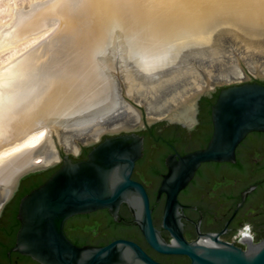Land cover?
<instances>
[{
  "label": "water",
  "instance_id": "1",
  "mask_svg": "<svg viewBox=\"0 0 264 264\" xmlns=\"http://www.w3.org/2000/svg\"><path fill=\"white\" fill-rule=\"evenodd\" d=\"M198 44H204V40L188 38L184 42L175 43L163 59L155 65L151 73L174 62L181 48ZM216 53L214 50L207 53L203 50L199 52L211 57V60ZM120 58L122 62L132 59L135 71L146 80L152 77L153 74L149 75L143 69L136 53L129 52ZM224 72L221 78L237 76L235 69ZM179 75L185 78L190 76V71L186 69L161 79L162 85L155 91L135 92L142 95L150 94L156 101L159 97H156L157 94L165 84L171 83L172 90L176 89L174 83ZM215 87L216 83L209 78L201 84H196L195 79L190 81L187 89L193 88L189 94L193 106L191 122L170 118L167 115L173 101L187 90L182 88L167 98L165 96L159 98L160 101L157 100L155 104L149 102V105L145 107L148 116L144 119L141 112L137 111L138 122L129 127V130L141 128L158 120L177 122L182 126L191 125L195 121L197 100L202 95L210 94ZM116 99H118L117 96ZM109 112L95 113L85 121L78 119L77 115L59 118L54 122V129L51 130L68 125L83 126L87 122L102 118ZM210 118L212 131L204 147L183 155L174 154L168 159V172L162 179L159 189L167 193L162 216L164 228H169L167 221L173 220L176 216L177 192L186 185L201 163L233 162L235 148L247 133L264 132V85L253 80L224 84L210 106ZM170 125V123L162 125V131H168L171 128ZM104 136L106 137L102 139ZM253 136L251 133L248 134L242 145L251 143ZM88 138L90 134L87 138L85 137L87 144L83 146H93L87 152L85 159L73 161L69 152L64 151L61 156L59 152H56L55 159H60L58 162L37 163L16 171L8 183L0 182L1 211L9 204L19 188H28L33 181L41 179L46 172L60 164L44 181L31 188L19 199L17 206L19 227L14 244L6 252L7 255L11 251L18 252L29 256L38 264H161L152 259L139 244L129 239L118 238L98 246L77 245L64 234L63 223L68 217L101 208H107L115 217L120 203L124 202L133 210L134 219L146 242L156 251L186 254L191 259L190 264H264V239L249 243L245 249H242L211 235L214 244L203 245L197 241L191 243L184 241L179 232L172 229L175 243L166 242L152 224L151 208L144 187L130 178L134 162L141 155L142 136L124 131L103 134L95 142H93L94 139ZM76 149L77 146H75ZM81 155V151L79 154H71L73 158H79ZM205 164L211 163L202 165ZM22 178L27 179L21 183ZM244 197L245 192H242L238 205L242 203ZM18 198L19 196L16 195L15 202ZM97 229H100V226H97Z\"/></svg>",
  "mask_w": 264,
  "mask_h": 264
},
{
  "label": "bare ground",
  "instance_id": "2",
  "mask_svg": "<svg viewBox=\"0 0 264 264\" xmlns=\"http://www.w3.org/2000/svg\"><path fill=\"white\" fill-rule=\"evenodd\" d=\"M219 11L237 16L246 26H264V0H34L27 9L10 8L7 20L0 21V182L8 183L20 169L55 159L52 153L35 155V149L62 118L53 117L57 113L80 119L86 115L79 112L91 105L100 112L113 109L117 102L113 80H103L97 70L101 66L110 72L112 65L94 60L109 19L121 23L142 65L151 69L177 39L191 36L188 32L206 13ZM181 32L184 36L174 39ZM111 52L119 57L129 53L125 48ZM125 81L127 94L139 91L137 85ZM161 85L144 91H155ZM169 109L170 118L192 121L189 94H181ZM135 110L130 107L125 120L107 129L137 124ZM98 124L92 126L88 139L104 129Z\"/></svg>",
  "mask_w": 264,
  "mask_h": 264
},
{
  "label": "flooded vegetation",
  "instance_id": "3",
  "mask_svg": "<svg viewBox=\"0 0 264 264\" xmlns=\"http://www.w3.org/2000/svg\"><path fill=\"white\" fill-rule=\"evenodd\" d=\"M216 89L199 97L195 121L191 125L182 126L177 122L158 120L127 131L142 136L141 155L134 162L130 178L144 187L151 208L152 224L166 242L175 243L171 233L175 229L188 243L197 241L212 245L214 240L211 235H215L222 242L245 249L247 244L264 239V132L247 133L246 136L253 134V139L243 146L245 136L237 144L233 162L201 163L176 194L177 213L173 220L167 221L169 228L162 225L167 193L159 189L168 172V159L171 155H183L205 146L212 131L210 106L215 99L207 103L202 97H211ZM169 123L171 128L162 131L161 126ZM152 125L156 126L152 128ZM92 146L88 149L83 146L79 158H73L70 154L71 160L85 159ZM204 163L211 164L202 165ZM242 192H245V197L238 205ZM21 196L16 202L12 198L10 206L0 211V264H38L29 256L14 251L3 256V250L6 248L7 252L15 241L19 227L17 206ZM63 231L77 245L98 246L124 238L139 244L152 259L161 264L191 262L186 254L162 253L153 249L139 229L133 210L124 202L120 203L115 217L107 208L72 215L64 221Z\"/></svg>",
  "mask_w": 264,
  "mask_h": 264
},
{
  "label": "rangeland",
  "instance_id": "4",
  "mask_svg": "<svg viewBox=\"0 0 264 264\" xmlns=\"http://www.w3.org/2000/svg\"><path fill=\"white\" fill-rule=\"evenodd\" d=\"M31 1L34 0H0V21L4 22L7 20L8 15L6 14L10 8L19 6V8L25 7V9H27ZM234 17L237 16L220 11L215 13L211 12L209 14L206 13L205 18L201 19L199 24L193 27V32H188L191 33V36L177 39L181 35L184 36L185 32H181L174 38L177 39L175 43L184 42L188 38H195L198 40L203 39L204 44L190 45L181 48L176 54L177 56L175 57L174 62L164 65V67L155 70L154 73H151L154 70L153 68L150 69L147 65H142L139 57V61L146 73L149 75L153 74L150 80H146L135 71L132 65V59L122 62L117 54H112L111 49L114 50L115 48L118 50L125 48L129 52H137L133 48V40L131 36L124 33L121 23L116 18L109 19L102 29L101 36H103V38L94 50V60L95 63L104 62L112 65L110 72L103 70L101 66L98 67L97 70L103 80L106 81L108 78L113 80L114 90L116 88L115 93L119 98L117 99L118 102H116L113 109L110 112L108 111L109 113L102 118L87 122L83 126L68 125L66 127H57V130H48L46 139L35 149V155L52 153L55 156V153L59 152V155L61 156L64 151H67L70 154H79L82 146L87 144L85 136L87 138L93 127L97 126L98 123V125L104 127V129L99 133L98 137L94 138L93 142L98 141L103 134H116L119 132L130 131L129 128H119L116 130L107 128L125 120L124 116L127 117L125 114H128L130 107L134 110L136 109L135 111H140L142 118L144 119L148 116L145 107L149 105V102L155 104L159 98L163 96L167 98L176 92L177 89H187L190 85V81L194 80V78L196 84L203 83L206 78H209L213 82L216 79L215 88L234 82L240 83L244 81L264 79V71H261L264 70V26L258 25L257 27H249ZM194 32L196 35H192ZM200 50H203V52L206 53L214 50L217 53L214 54V58L211 60V57L205 54H199ZM23 51L24 48L22 46L19 52L21 53ZM2 56H5L3 52ZM191 62L192 65H190ZM187 68H189V71L191 70L190 76L184 78V76L179 75L178 80L174 83V86H176L175 90H172L173 87L170 85L171 83L165 84L157 94L156 97H159L156 101L155 97L150 96V94L142 95L141 93L133 91L131 93L132 95H130L125 92V79H128L132 84L137 85L136 87L138 90H146L147 87L151 88L162 83L161 79L186 71ZM233 69L236 70L237 76H228L227 79L221 78L225 73V70L232 71ZM257 70H260V72H257ZM192 91L193 88L187 89L182 94L188 95ZM124 104H126L125 107ZM127 105L129 106L127 107ZM79 113H85L86 117L80 118V120L85 121L94 116L95 113L101 114L104 112H100L98 108L91 105L87 110H83V112ZM73 115L74 114L71 115L70 113H64L62 111L53 117L70 118ZM47 139L50 141L47 142ZM75 146H77V151H75ZM49 147H51V149L53 148L51 152ZM59 160V158H56L49 164L58 162Z\"/></svg>",
  "mask_w": 264,
  "mask_h": 264
},
{
  "label": "trees",
  "instance_id": "5",
  "mask_svg": "<svg viewBox=\"0 0 264 264\" xmlns=\"http://www.w3.org/2000/svg\"><path fill=\"white\" fill-rule=\"evenodd\" d=\"M254 81H256V82H259V83H261V84H263L264 85V80H254ZM223 86H221V87H218L216 90H215V92L213 93V95L211 96V97H206V96H203L202 97V100H205L207 103H209V102H212L215 98H216V95H217V93H218V91L222 88ZM156 125H152L151 127L153 128V127H155ZM151 127H150V129H151ZM105 137V136H104ZM89 147H85V149H88ZM71 157V156H70ZM60 165V164H59ZM59 165H57L56 167H54L52 170H50L49 172H46L45 173V175H43V177L41 178V179H39V180H35V181H33L31 184H30V186L28 187V188H26V189H18L17 191H16V193L14 194V197H13V199L16 197V195L17 196H21L22 194H25L26 192H28L31 188H33V187H35V186H37L38 184H40L42 181H44L55 169H57L58 168V166ZM27 178H22V181H21V183L24 181V180H26ZM21 183H20V187H21ZM12 199V200H13ZM11 202V201H10ZM10 202H9V204L6 206V207H9L10 206ZM3 256L5 257L6 256V248L3 250Z\"/></svg>",
  "mask_w": 264,
  "mask_h": 264
}]
</instances>
